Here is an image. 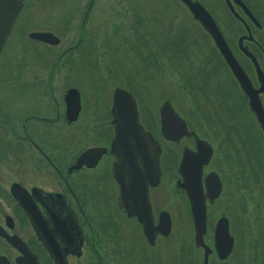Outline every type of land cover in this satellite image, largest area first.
<instances>
[{
	"label": "flooded vegetation",
	"instance_id": "obj_1",
	"mask_svg": "<svg viewBox=\"0 0 264 264\" xmlns=\"http://www.w3.org/2000/svg\"><path fill=\"white\" fill-rule=\"evenodd\" d=\"M193 1L211 15L264 113V0ZM98 3L0 0V165L6 162L16 177L1 184L0 176V264H264V130L212 37L193 17L205 33L206 56L184 87L202 98V115L196 118L191 110L184 115L171 98L152 109L145 105L138 75L149 61L156 71L160 66L155 54L149 60L148 47L143 54L135 46L137 56L129 60L137 74L128 77L124 63L122 76L130 85L114 89L134 97L139 124L160 145L161 175L152 185L149 164L132 155L122 162L123 185L114 177V89L110 104L91 117L76 82L63 88L58 80L64 67L79 75L99 64ZM137 30L136 39L143 41ZM224 75L232 91L221 88ZM71 88L81 98L74 119L65 98ZM165 103L185 124L178 139L162 131ZM197 140L211 151L201 169L206 219L200 238L179 171L184 150L199 152ZM97 148L104 151L96 153ZM217 182L219 195L210 201L208 191ZM222 201L225 208L213 215ZM225 220L228 253V243L216 239Z\"/></svg>",
	"mask_w": 264,
	"mask_h": 264
},
{
	"label": "rangeland",
	"instance_id": "obj_2",
	"mask_svg": "<svg viewBox=\"0 0 264 264\" xmlns=\"http://www.w3.org/2000/svg\"><path fill=\"white\" fill-rule=\"evenodd\" d=\"M109 1L107 5V0H99L96 7L97 41L94 54L99 64L94 63L88 71L80 69L79 75L64 67L58 76V80L63 81V88L66 84L75 81L81 88L86 105L90 109L88 111L93 117L102 107L110 104L114 87H129L128 79L125 80L126 76H122L124 63L128 68L126 72L128 77L133 78L137 74L135 62L130 63L129 60L137 56L133 51L137 49L135 46L143 48V54L148 47L152 52L149 60L155 54L160 69L154 70L153 65L150 64L151 61L147 60L149 64L146 63L145 69L141 71L142 74L138 75L137 83L141 85L144 93L145 105L152 109L157 107L163 99L171 98L184 115L188 110H191L196 118L202 115L200 108L202 98L198 93L184 87V84L187 76L200 69L201 62L206 56L205 33L192 19L186 7L179 0ZM138 20L142 22L139 23ZM136 27L137 32L144 35L143 41L136 39ZM105 34L108 37L104 39ZM144 42H147L148 46H145ZM208 49L210 50V47ZM131 72H134V75ZM221 88L232 91L226 75L222 79ZM223 97L230 98L225 94ZM219 152L218 150L216 156H219ZM259 159L260 163H263L260 153ZM0 171L1 184H8L16 178L10 173L6 162L0 165ZM172 175L171 171L165 174L166 185ZM223 203L224 201L214 207L213 215L225 208ZM227 207L231 212V207Z\"/></svg>",
	"mask_w": 264,
	"mask_h": 264
},
{
	"label": "water",
	"instance_id": "obj_3",
	"mask_svg": "<svg viewBox=\"0 0 264 264\" xmlns=\"http://www.w3.org/2000/svg\"><path fill=\"white\" fill-rule=\"evenodd\" d=\"M181 1L188 7L192 17L197 20L212 37L214 43L217 45L226 63L231 68L241 88L245 92L250 107L264 130V113L260 107L256 106L253 95L247 90L249 83L245 73L227 47L226 42L211 15L198 1ZM1 47L2 42L0 43V49ZM65 98L68 109L67 112L71 114L73 113L74 116H72V118L74 119L81 107V98L78 89H69ZM111 114L114 127V137L111 142L110 151L115 157L112 169L114 177L120 185H123L125 174L122 171V162H124L126 157L130 158L132 155H137L139 160H142L145 164H149V181L152 185H156L161 175V169L159 166L161 148L153 136L145 131L139 124L135 99L130 92L120 87L114 89ZM160 114L161 128L166 138L172 140L178 139L183 133H185V124L183 120L173 111L169 103L164 104L160 110ZM196 147L199 151L196 154H191L184 150L179 171L183 179L180 186L186 190L190 198L192 216L194 218L196 231L200 238L204 232L206 219V196L202 191L201 169L202 165L209 161L211 151L209 148L205 149L204 141L197 140ZM101 151H104V149H96V153L100 154ZM90 153V149L85 151L78 158L76 166L83 157L88 156ZM219 191L220 187L217 182L215 183V190L208 191L207 195L209 196L210 201H213L219 195ZM216 239L228 243L225 250V253H228L231 248V239L228 236L226 220L219 222Z\"/></svg>",
	"mask_w": 264,
	"mask_h": 264
}]
</instances>
